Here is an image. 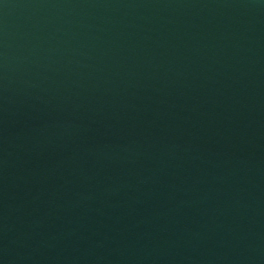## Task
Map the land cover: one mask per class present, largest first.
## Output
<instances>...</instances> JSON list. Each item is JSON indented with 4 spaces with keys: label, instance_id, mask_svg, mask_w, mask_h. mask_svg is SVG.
I'll return each mask as SVG.
<instances>
[{
    "label": "water",
    "instance_id": "obj_1",
    "mask_svg": "<svg viewBox=\"0 0 264 264\" xmlns=\"http://www.w3.org/2000/svg\"><path fill=\"white\" fill-rule=\"evenodd\" d=\"M0 264H264V0H0Z\"/></svg>",
    "mask_w": 264,
    "mask_h": 264
}]
</instances>
